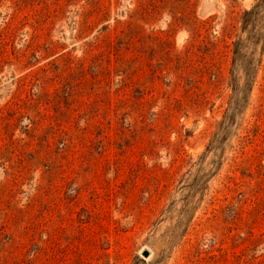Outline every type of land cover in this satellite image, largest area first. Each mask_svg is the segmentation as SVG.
I'll return each instance as SVG.
<instances>
[{"label":"rangeland","instance_id":"1","mask_svg":"<svg viewBox=\"0 0 264 264\" xmlns=\"http://www.w3.org/2000/svg\"><path fill=\"white\" fill-rule=\"evenodd\" d=\"M0 264H264V0H0Z\"/></svg>","mask_w":264,"mask_h":264},{"label":"water","instance_id":"2","mask_svg":"<svg viewBox=\"0 0 264 264\" xmlns=\"http://www.w3.org/2000/svg\"><path fill=\"white\" fill-rule=\"evenodd\" d=\"M149 255L147 250L142 251V256L143 257H147Z\"/></svg>","mask_w":264,"mask_h":264}]
</instances>
